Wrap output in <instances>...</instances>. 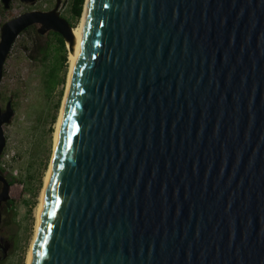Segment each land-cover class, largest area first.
I'll use <instances>...</instances> for the list:
<instances>
[{"label":"water","instance_id":"1","mask_svg":"<svg viewBox=\"0 0 264 264\" xmlns=\"http://www.w3.org/2000/svg\"><path fill=\"white\" fill-rule=\"evenodd\" d=\"M61 4L2 26L0 158L6 60L73 50ZM31 264H264V0H89Z\"/></svg>","mask_w":264,"mask_h":264},{"label":"rangeland","instance_id":"2","mask_svg":"<svg viewBox=\"0 0 264 264\" xmlns=\"http://www.w3.org/2000/svg\"><path fill=\"white\" fill-rule=\"evenodd\" d=\"M55 5L56 0H41L33 6L17 0L5 16H0V27L26 10L47 12ZM71 7L72 0H62L59 11L72 27H77L82 17L76 20ZM39 27L17 38L6 60L1 84L2 109L10 99L14 108L11 122L4 126L7 144L0 158L4 176L15 180L10 199L3 206V232L11 242L5 264H27L71 66L68 44L65 42L68 61L60 65L62 53L56 50L52 31L42 36ZM53 72L55 81L49 84L47 80Z\"/></svg>","mask_w":264,"mask_h":264},{"label":"bare ground","instance_id":"3","mask_svg":"<svg viewBox=\"0 0 264 264\" xmlns=\"http://www.w3.org/2000/svg\"><path fill=\"white\" fill-rule=\"evenodd\" d=\"M88 4H89V0H86L85 9H84V13H83L82 19L80 21V24L77 27H73L74 45H73V50L71 52H69V61H70V65L71 66H70V71H69V76H68L66 94H65V97H64V100H63L61 113H60V116H59V119H58V123H57V126H56V132L54 134L55 138H54L53 157H52L51 164H50L49 170H48L46 178H45V185H44V189L42 191L41 202L39 204L38 211H37L36 233H35V237H34V240H33L29 255H28L27 264H31V259H32L35 243H36L38 232H39L40 210H41L42 200H43V196H44V192H45V188H46V183H47L49 171H50V168H51V165H52V162H53V158H54V154H55L57 132H58L61 120H62L63 113H64V107H65V102H66V98H67V94H68V90H69V85H70L72 73H73L74 67L76 65L77 59H78L80 51H81L82 40H83V28H84V26L86 24V20H87Z\"/></svg>","mask_w":264,"mask_h":264},{"label":"trees","instance_id":"4","mask_svg":"<svg viewBox=\"0 0 264 264\" xmlns=\"http://www.w3.org/2000/svg\"><path fill=\"white\" fill-rule=\"evenodd\" d=\"M85 1L86 0H72L71 13L76 20H79L83 15ZM30 30H34V27H30L24 32H29ZM50 35L52 37H54V39L56 41V47H57L56 50L58 52L62 53V56L60 57V65H65L68 61L67 48H66L65 40L59 33L51 32ZM55 77L56 76L53 72V74H51V77L49 78V80H47V82L49 84H52L55 81ZM57 108H58V106H57ZM2 173L5 174L4 170H2ZM9 182H10L11 186H13L15 183V180L12 179Z\"/></svg>","mask_w":264,"mask_h":264},{"label":"flooded vegetation","instance_id":"5","mask_svg":"<svg viewBox=\"0 0 264 264\" xmlns=\"http://www.w3.org/2000/svg\"><path fill=\"white\" fill-rule=\"evenodd\" d=\"M17 0H11L10 1V4H9V8H6V6H5V4H4V2H3V0H0V16H5V14L9 11V10H11L12 9V7H13V5H14V3L16 2ZM18 1H20L21 3H23L21 0H18ZM39 2V1H38ZM37 3V2H36ZM35 3V4H36ZM23 4H25V3H23ZM35 4H33V5H35ZM25 5H27V6H33V5H31V4H25ZM30 11H40V10H26V11H24V12H22L21 14H23V13H25V12H30ZM20 14V15H21ZM19 16V15H18ZM17 17V16H16ZM13 18H15V17H12L11 19H13ZM1 19H2V17H0V21H1ZM11 19H9V20H11ZM9 20H5L4 22H2V26L4 25V23H6L7 21H9ZM2 26L0 27V37H1V29H2ZM37 25H34V26H31V27H36ZM39 26V25H38ZM30 28V27H29ZM37 30H38V28H37ZM0 173L2 174V175H4L3 173H2V170H1V168H0ZM1 191H2V184H1V182H0V193H1ZM3 206H4V204H3ZM3 206H2V217H3ZM10 249H11V242L7 239V237L4 235V232H3V219H2V221H1V224H0V264H5L6 263V261H7V259H8V256H9V251H10Z\"/></svg>","mask_w":264,"mask_h":264}]
</instances>
